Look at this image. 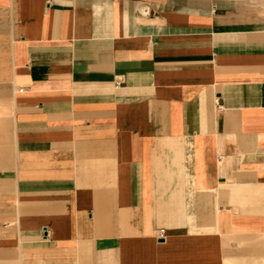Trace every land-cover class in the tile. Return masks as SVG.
<instances>
[{
  "label": "crops",
  "instance_id": "obj_1",
  "mask_svg": "<svg viewBox=\"0 0 264 264\" xmlns=\"http://www.w3.org/2000/svg\"><path fill=\"white\" fill-rule=\"evenodd\" d=\"M4 96L0 264H225L264 234V0H0Z\"/></svg>",
  "mask_w": 264,
  "mask_h": 264
},
{
  "label": "rangeland",
  "instance_id": "obj_2",
  "mask_svg": "<svg viewBox=\"0 0 264 264\" xmlns=\"http://www.w3.org/2000/svg\"><path fill=\"white\" fill-rule=\"evenodd\" d=\"M4 94L6 91L1 90ZM8 98L0 97V143L9 139V115L6 113ZM11 150V147L3 148ZM264 234H244L234 245L229 246L225 264H264Z\"/></svg>",
  "mask_w": 264,
  "mask_h": 264
},
{
  "label": "built area",
  "instance_id": "obj_3",
  "mask_svg": "<svg viewBox=\"0 0 264 264\" xmlns=\"http://www.w3.org/2000/svg\"><path fill=\"white\" fill-rule=\"evenodd\" d=\"M164 231H165L164 228L159 229V237H163Z\"/></svg>",
  "mask_w": 264,
  "mask_h": 264
}]
</instances>
